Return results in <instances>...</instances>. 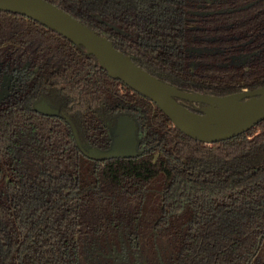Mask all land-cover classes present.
Wrapping results in <instances>:
<instances>
[{"label":"trees","instance_id":"obj_1","mask_svg":"<svg viewBox=\"0 0 264 264\" xmlns=\"http://www.w3.org/2000/svg\"><path fill=\"white\" fill-rule=\"evenodd\" d=\"M49 1L180 90L264 85V0ZM4 71L21 79L0 99V264H264V119L195 140L82 46L0 10V89ZM121 114L137 154L85 156L72 126L105 150Z\"/></svg>","mask_w":264,"mask_h":264},{"label":"water","instance_id":"obj_2","mask_svg":"<svg viewBox=\"0 0 264 264\" xmlns=\"http://www.w3.org/2000/svg\"><path fill=\"white\" fill-rule=\"evenodd\" d=\"M0 10L25 15L82 46L109 76L155 102L174 126L195 140L210 144L231 138L264 119V85L227 95L187 92L157 79L136 64L130 55L118 50L106 36L98 34L49 0H0ZM7 93L0 92V99ZM177 99L199 104V111L189 109ZM34 108L47 115L58 114V109L45 100L36 102ZM136 130L137 124L131 115H119L110 147L102 150L81 145L72 126L81 152L93 160L135 156Z\"/></svg>","mask_w":264,"mask_h":264},{"label":"flooded vegetation","instance_id":"obj_3","mask_svg":"<svg viewBox=\"0 0 264 264\" xmlns=\"http://www.w3.org/2000/svg\"><path fill=\"white\" fill-rule=\"evenodd\" d=\"M28 66V65H27ZM2 80H1V89L0 92L6 91L9 93V91L15 87L17 84L18 80L21 79V75L17 73H7L3 72L2 73ZM200 106V105H199Z\"/></svg>","mask_w":264,"mask_h":264},{"label":"bare ground","instance_id":"obj_4","mask_svg":"<svg viewBox=\"0 0 264 264\" xmlns=\"http://www.w3.org/2000/svg\"><path fill=\"white\" fill-rule=\"evenodd\" d=\"M205 110H207V109L205 108Z\"/></svg>","mask_w":264,"mask_h":264}]
</instances>
